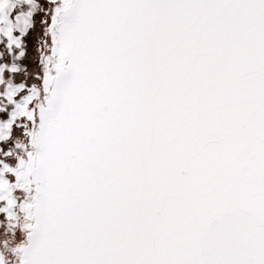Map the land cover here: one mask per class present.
<instances>
[{"label": "snow or ice", "instance_id": "6c2138e0", "mask_svg": "<svg viewBox=\"0 0 264 264\" xmlns=\"http://www.w3.org/2000/svg\"><path fill=\"white\" fill-rule=\"evenodd\" d=\"M0 264H264V0H0Z\"/></svg>", "mask_w": 264, "mask_h": 264}]
</instances>
